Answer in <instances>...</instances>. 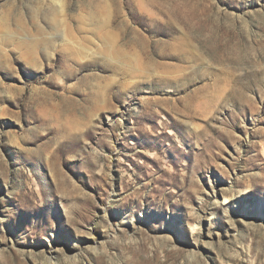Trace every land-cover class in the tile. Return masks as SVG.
Instances as JSON below:
<instances>
[{"label": "rangeland", "instance_id": "obj_1", "mask_svg": "<svg viewBox=\"0 0 264 264\" xmlns=\"http://www.w3.org/2000/svg\"><path fill=\"white\" fill-rule=\"evenodd\" d=\"M90 1L0 0V264H264V0Z\"/></svg>", "mask_w": 264, "mask_h": 264}, {"label": "bare ground", "instance_id": "obj_2", "mask_svg": "<svg viewBox=\"0 0 264 264\" xmlns=\"http://www.w3.org/2000/svg\"><path fill=\"white\" fill-rule=\"evenodd\" d=\"M96 1H98V4H96V5H95V3H94L93 0L90 1V3H91V9L97 8V10H99V12L102 15L101 20L103 19V21H100V20H97L96 21V23L98 25V28H97V31H96V34H95V36H96L95 39H97L101 43L97 47L98 50H102L100 52L103 55V57L105 58V60L107 59L108 62L115 61V60L111 59V55L112 54L119 60V61L113 62V64H114L113 67L109 64L111 66V68H113L115 71L121 69V66H123L122 67L123 69L124 68H127V67H132L130 65V62L128 63V58L126 57V54L122 50H119V49L114 50V43H115V41H118V39L116 40V38L115 37H112V35L110 33H108V32L106 34H101V31L103 29L102 26L106 27V25H109L110 24V21H109V19H111L110 18V8L112 6L110 7V2L109 1H112L113 2V5L116 7V10H118V11L121 10V7H122L121 1L120 0H96ZM135 2L137 3L136 6L140 7L141 9H145V7H144L145 0H135ZM58 5L59 6L57 7L58 10L56 11V16L58 15L59 17H61V15L64 13L63 2L58 1ZM56 16H54L53 18H51V21H53L56 18ZM92 18H95V17H92ZM49 20H50V18H49ZM93 22H95V21H93ZM121 22L124 23L125 22V19H122ZM98 23H100L102 25H99ZM41 28L38 27L39 30H37V32L42 37L43 31H42ZM103 32L104 33L106 32L105 29H104ZM39 41H40V39H32L30 43H27L29 45L25 44L28 48H30L31 54L36 53L35 52V49H36V47H39L40 45L46 47V45H47V42L46 41H40V42ZM65 42H67L68 44H70V46L67 48V50L69 52H73L72 50L73 49H76L77 46L75 45L76 42L74 40H72V39L69 40V41L66 40ZM96 43H97V41H96ZM72 54L73 53H71V55ZM31 60H33V59H31ZM130 61H133V60L130 59ZM109 65H107V66H109ZM124 65H126V66H124ZM128 65H130V66H128ZM257 211L260 212V213L263 212L262 214L264 215V200L261 201V206L257 208Z\"/></svg>", "mask_w": 264, "mask_h": 264}]
</instances>
